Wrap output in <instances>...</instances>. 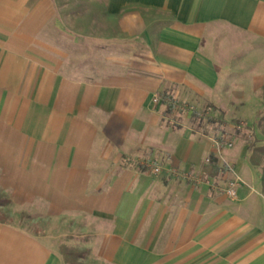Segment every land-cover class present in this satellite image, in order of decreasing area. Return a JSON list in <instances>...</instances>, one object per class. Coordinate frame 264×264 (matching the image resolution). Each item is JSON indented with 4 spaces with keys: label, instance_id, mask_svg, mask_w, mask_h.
<instances>
[{
    "label": "crops",
    "instance_id": "0c3cea01",
    "mask_svg": "<svg viewBox=\"0 0 264 264\" xmlns=\"http://www.w3.org/2000/svg\"><path fill=\"white\" fill-rule=\"evenodd\" d=\"M262 94L264 0H0V264H264V161L190 121Z\"/></svg>",
    "mask_w": 264,
    "mask_h": 264
},
{
    "label": "rangeland",
    "instance_id": "374dc122",
    "mask_svg": "<svg viewBox=\"0 0 264 264\" xmlns=\"http://www.w3.org/2000/svg\"><path fill=\"white\" fill-rule=\"evenodd\" d=\"M161 99L158 98V103L157 104H160L161 102ZM163 109V107H162ZM192 109L193 107L190 106V105H187L185 106V104H180L178 101H177V104L175 106V109L173 111V114L172 116L169 118V119H166V122H168L169 124H174V123H180V124H184L186 126H189L190 123L188 121V117L190 115V113L192 112ZM198 112L202 113L203 112V108L201 110H198ZM208 116L209 115H213V116H216L217 113H210L208 112L207 113ZM226 119V118H225ZM227 122H228V127L225 128V130L223 131L224 133L221 134H215L214 132H212V130L210 128H206V129H203V133L205 132V135L209 136L212 141L214 142V146L216 147L217 150H219V152L222 150V149H229L233 147V145L238 142V140H234L232 139L231 135L233 134V131H234V128H235V124L232 123V119H230V117H227ZM244 122V121H243ZM244 125H246V122H244ZM191 126V125H190ZM192 127V126H191ZM194 128V126L192 127V129ZM255 132V137H256V140L254 141V138L252 136H250V134L247 135V138H246V141H240V144L242 146H244V149H247V146L248 144H251V143H254L255 146H261V145H264V137H261L260 135H257L256 134L258 133L256 130H254ZM218 138H222V143L220 142H217V139ZM233 141V142H231ZM232 143V144H231ZM224 144V145H223ZM230 144V145H228ZM221 156V155H220ZM204 163L206 165H208V167H212L211 165V161L210 159H205ZM226 170H230L231 167L229 164H227L226 166ZM177 177V176H176ZM185 181L189 182V181H193V182H203V180H207L206 178L204 177H201V176H196V175H186V176H181ZM190 179V180H189ZM195 179V180H194ZM231 183V181H230ZM0 203H3V200L0 199Z\"/></svg>",
    "mask_w": 264,
    "mask_h": 264
},
{
    "label": "trees",
    "instance_id": "16d2710c",
    "mask_svg": "<svg viewBox=\"0 0 264 264\" xmlns=\"http://www.w3.org/2000/svg\"><path fill=\"white\" fill-rule=\"evenodd\" d=\"M262 98H264V94H262ZM163 99H164L163 101L164 104H166L167 106L165 114L171 117L175 103L172 97L167 94L163 95ZM190 121L192 123L197 122L198 128L201 127L203 122L205 121L204 125H209V126L211 125L214 131L221 132L223 134L224 122L221 120H218L216 122L214 119L210 117L204 119L203 115L193 113L191 115ZM256 126L257 129L261 132V134H264V113H262L258 118ZM249 132H250V128L245 127L240 122L236 123L235 131H234L235 138L245 139L249 134ZM217 142L222 143V138L217 139ZM250 148L252 149V155L250 157L251 163L253 165H259L262 161H264V146L256 147L254 143H251Z\"/></svg>",
    "mask_w": 264,
    "mask_h": 264
},
{
    "label": "built area",
    "instance_id": "2783aa9c",
    "mask_svg": "<svg viewBox=\"0 0 264 264\" xmlns=\"http://www.w3.org/2000/svg\"><path fill=\"white\" fill-rule=\"evenodd\" d=\"M156 172L159 173L160 172L159 169H156ZM227 194L229 196H234V187L232 184L230 185V188L228 189Z\"/></svg>",
    "mask_w": 264,
    "mask_h": 264
}]
</instances>
